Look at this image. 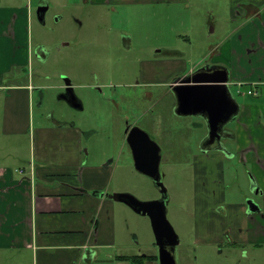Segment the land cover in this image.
I'll list each match as a JSON object with an SVG mask.
<instances>
[{"label":"crops","instance_id":"crops-1","mask_svg":"<svg viewBox=\"0 0 264 264\" xmlns=\"http://www.w3.org/2000/svg\"><path fill=\"white\" fill-rule=\"evenodd\" d=\"M86 1L92 5L108 4L111 10L115 9L111 5L121 2ZM141 1L144 5L171 4L174 7V10L171 9L173 17L179 15L181 6L185 7V4L187 12H190V0ZM3 10L7 14L4 18L1 17ZM228 12L229 20L234 25L222 26L225 32L208 47L211 53L197 56L188 69L181 68L186 63L181 57L171 59L168 64L182 75L208 60L226 67L230 74L231 91L232 86H240L238 82L255 89L257 93L250 94V101L239 102L234 97L238 111L229 126L232 136L223 142L226 148V143L232 144L234 149L230 150L237 154V160L249 165L250 174L262 190L264 199V90L261 88L264 85V0H228ZM24 15L30 17L27 7L0 9V27L9 26L4 30L9 32L7 39L12 41L10 49L6 50L3 43L0 48V134L8 138L25 134L33 137V154L29 159L18 162L10 152H5L4 147L10 150L12 146L0 140V263L94 264L99 259L104 263L116 256L139 255L144 248H130L126 241L118 238L116 211L120 209L121 206L117 205L121 202L117 204L112 198L101 195L102 192H113L104 190L116 167L113 158L108 160L104 153L94 156L89 145L85 146L86 140L83 138H91L94 130L84 128L83 123L66 115V111L61 117L40 113V125L36 128L32 125L35 85L31 81L25 85L12 82L13 71L31 62V45L20 44L13 30ZM159 63L162 65L163 62L160 60ZM144 64L147 67L150 61L145 60ZM5 74L8 75L4 78ZM55 100L70 110H78L60 99ZM197 127L199 130L204 128L202 125ZM207 130L200 137L199 152L191 153L195 182L194 207L196 213L200 214L194 228L196 240H218L224 229L230 226L234 239L261 245L264 243V203L261 202L260 211L254 214V229L249 228V232H245L242 202L227 201L226 196L211 200L202 197L199 185L203 180L209 193L216 187L222 192L223 181L217 180L223 178V162L230 158L215 147L203 150L201 143ZM178 133L179 130L171 139L160 137L165 145L173 141L172 150L176 155L184 151L182 147H178L179 153L175 149L176 143L179 144L182 139ZM181 160L178 157L176 161ZM213 178H216V183ZM219 203L225 205L226 216L214 211ZM124 207L130 211L125 212L127 219L131 214L135 215L136 212L130 207ZM239 226L242 227L241 232H237ZM127 228L130 230L129 224ZM117 244L120 253L116 255L114 249Z\"/></svg>","mask_w":264,"mask_h":264},{"label":"rangeland","instance_id":"rangeland-1","mask_svg":"<svg viewBox=\"0 0 264 264\" xmlns=\"http://www.w3.org/2000/svg\"><path fill=\"white\" fill-rule=\"evenodd\" d=\"M39 1L0 0V9L15 6L24 9L27 7L30 11V17L25 15L20 17L15 29L13 28L19 43H24L25 46L28 43L32 46L42 43L46 46V51H49L44 63L34 57L29 65L23 64L14 70L12 82L25 85L31 78L34 85H55L61 83V75L71 77L76 83L75 90L78 95L86 99L84 100L86 107L83 110H70L54 101L56 91L52 90L48 93L51 105L48 107L43 105L39 109L38 106L36 107V101L37 99L40 101V98L35 92L33 127L40 125L38 123L40 113L61 117L63 111H66V115L83 123L84 128H92L94 133L91 138L89 136L83 138L86 140L85 146L89 145L94 156L104 153V156H108V160L113 158L116 167L109 180L108 191L126 192L146 201L158 198L161 195L160 190L152 180L135 169L128 143L124 139L126 121L135 123L142 129L145 128L162 144L164 150L165 160H162L161 168L162 183L167 193L166 218L180 240L177 246L180 250V264H264V243L255 245L239 242L238 245H232L231 240L225 239L219 245L196 240L194 228L200 214L196 213L194 207L195 182L192 176L191 153L199 152L200 137L206 129L205 127L198 129L196 123L202 120L199 117L177 115L174 108L175 101L168 88L173 76L179 74L168 64L171 59L181 57L180 59L186 62L181 68L188 69L192 66L191 61L197 56L211 53L208 47L210 43L220 39V35L225 32L222 26L234 25L229 20L228 0H190V3L188 2L190 12H187V4H185V7L181 6L179 15L175 14L174 17L171 15V9L174 8L171 4L144 5L141 0L124 2L121 0L118 5H111L112 8L120 10L113 13L118 15L114 19L107 16L109 14L107 10L111 9L108 4L92 5L86 0H45L48 9L44 24L36 17ZM2 14L3 18L7 15L4 10ZM112 25H123L127 32L139 31L141 41L144 39L147 44L140 48L132 45L131 51L109 46L96 34L104 32L105 27ZM96 26H102L103 30L94 35L91 31L94 32ZM4 28L9 29V26L0 27V48L3 43L7 50L12 47L10 44L12 41L7 39L10 35ZM76 38H79L77 43L74 40ZM157 46L167 47L158 57L163 62L160 66L159 79L157 76L158 84L146 85L140 82L137 76L139 61L148 58ZM178 51L179 55L176 54ZM191 55L194 57L191 58ZM109 67H113L114 76L119 79L125 77L130 82L128 86L130 105L126 110L123 108L116 110L110 105L107 99L110 94L106 92V86H99L104 90L101 96L94 91L97 81L101 83L102 79H106ZM141 68L143 73L145 67H142V61ZM92 70L99 74L97 81L91 74ZM44 73L48 76L47 79L42 77ZM249 88L250 86L246 84L232 86L234 97L239 102L250 101L252 96L247 92ZM261 88L264 90V85H261ZM145 91L153 93L152 102L140 99ZM1 97L2 95L0 103ZM54 103L56 107L51 108ZM178 130V136L182 139L179 144L175 142V149L177 148L179 153L178 147H182L184 151L180 150L181 155H176L172 150L173 141L170 140L165 145L160 138L165 136L171 139L176 136ZM0 140L12 146L10 150L6 147L4 149L5 152L12 154V158L17 160L15 162L20 159L27 160L33 154L31 148L33 137L28 134L11 138L0 134ZM226 144L228 149H234L232 144ZM178 157L182 160L176 161ZM223 170L222 181L227 201L242 202L246 196L251 195L249 165L241 163L234 157L224 160ZM262 197L257 198L260 204ZM117 206H121L116 211L118 238L126 241L130 248H144L147 253H156L157 247L149 218L140 217L135 213L127 219L125 212L130 211L124 207L126 205L119 203ZM128 224L130 230L127 228ZM117 245L114 249L116 255L120 253ZM94 264H127V262L113 258L104 263L99 259Z\"/></svg>","mask_w":264,"mask_h":264},{"label":"flooded vegetation","instance_id":"flooded-vegetation-1","mask_svg":"<svg viewBox=\"0 0 264 264\" xmlns=\"http://www.w3.org/2000/svg\"><path fill=\"white\" fill-rule=\"evenodd\" d=\"M44 3H46L45 0H40L38 2V4H44ZM107 12L109 13L107 16L112 17L114 19V18H116L115 16H118V15H113V13L120 12V10H117V9L111 10L110 9V10H107ZM89 16H93V15H89ZM100 30H103V27L102 26H96L95 31L93 32V30H92L91 33H94V35H95ZM103 31L104 32H100L99 34H96V35H98L99 38L104 39V43L108 44L109 46H113L114 48L116 47V48L121 49L123 51H127V50L131 51L132 45L140 48V47H145V45L147 44L144 39H143V41H141L139 31L127 32L123 25H121V26L112 25L109 27H105V30H103ZM74 40L76 41L75 43H77V40H79V38H76ZM65 44H67V43H65ZM164 48H167V47H163V46L158 47L157 46L155 50L152 49L153 52L151 55H149L148 58H144L143 60L139 61L137 76H138V79L140 82L142 81L146 85H153V86L158 84V79L160 76V74H159L160 73V66H161V64L159 63L160 59L158 57H159V55L162 54L161 51L165 50ZM29 55H30L31 59L35 57L40 62L44 63V61L47 59V56H49V51H46V46H44V44H42V43L37 44V45L35 44L33 46L31 45ZM145 60L150 61V64L147 65V67L144 64ZM141 61H142V67L143 66L145 67L143 73H142V68H141ZM220 68L226 69V67L221 65V64L213 63V62H209L208 60H205L204 62H201V64L199 66H196L195 68L191 69L187 73H184L182 75L178 74L177 76H173L171 82H169V84H168V88H169V91L172 92V96H173L174 101H175V103H174L175 110L178 108V100H177L176 94L173 90V86L176 85L175 80L177 78L184 76V75H187V74L192 75L195 73H197V74L199 73V75H202V76H204V75L215 76V75L220 73L217 71ZM227 73H228L229 81H230V74H229L228 70H227ZM91 74L95 76L96 81H97V79H99V74L97 72L92 70ZM106 74H107V77H106V79H102L103 82L100 83L99 81H97L98 84H96L94 91L97 92L101 96L104 93V90H102V88H100L99 86L100 85L106 86V92H109V94H110L109 98H107L110 105L116 110H120V108H123L124 110H126V107L130 105L129 88H128V86L130 85V82H128V80H126L125 77L119 79L116 76H114L113 75V67L107 68ZM42 75H43L42 76L43 78H46V79L48 78L46 73H44ZM157 76H158V79H157ZM29 80L31 81V78ZM60 80H61L60 84L35 85L33 87L34 92H37V95L40 98V101L38 99L36 101V104H37V105L35 104L36 107L38 106V107L42 108L43 105L46 107L51 105V104H49V101H48L49 100L48 99V93H49V91L55 90L56 91L55 92L56 99H60L61 102H63L64 104L73 105L78 110H83L86 107V104L84 101L86 99L81 97L80 95H78V93L76 92V90H75L76 83H75L74 79L71 77L64 76V75L62 77V75H61ZM66 81H67V84H66ZM80 81H81V79H80ZM239 83L240 82H238V84ZM229 85H231V83H229ZM242 85H240V86H242ZM69 87H72V89ZM73 94H75L76 98ZM114 94H116L115 97H114ZM140 99L148 100V101L152 102L154 100L153 93L145 91V92H143V97H141ZM54 101L56 102L55 98H54ZM34 102H35V100H34ZM34 102H33V105H34ZM187 105H188L187 108L190 112V114H189L190 116H196V117H199L200 119H202V120L198 121V123H196L197 126L202 125L207 129L208 128L207 115H206L205 109H202V108L198 109L197 105L192 104V102H189ZM53 107H56V103H54V105L51 108H53ZM236 114L228 122H226L224 125H222V128L220 129L219 139H218V137H215L211 141L212 138L210 136H208V130H207V132L205 134L206 136L204 135L202 138L201 144H202L203 150H206V149L211 148V147H215L218 149V147H219V148H222L221 152L224 149L223 152H224L225 156H228L230 158L235 157L237 159V154L234 151L232 152L230 149H228V147L226 148L224 146V142H223L225 139H228L229 136H232V134L229 130V126L235 120ZM125 123H126V127H125L124 139L128 143L132 159H133V151H132V149H133L134 151H136V153L139 154V158H141V162L146 164L147 170L153 171L154 166L157 163L158 164V172L160 175V180L162 182L163 171H162L161 165H162V160L164 159V150H163L162 144L156 138H154L152 136L150 131L146 130L145 128L142 129V127L136 125L135 123H129L128 121H126ZM135 127L144 130L149 135L150 140H148V138L143 136L142 133L138 134V131L134 130V133L137 135H140L141 137L140 138H139V136L130 137L131 139H133L134 141L137 142V144H135L134 146H131V144L127 140V137H128V134L131 132V129L135 128ZM133 164H134V160H133ZM249 175H250V189L249 190L251 192V195L246 196L244 198V200L242 201V212H241L242 217H244L245 221H246L245 232H247L249 230V228L254 229V226H255L254 225V219H253L254 214L259 212L261 209L260 203L257 201V198H258V196H263L262 190L258 186V183L256 182V180L254 179V177L250 173H249ZM146 177L149 178L150 180H152L150 177H148V176H146ZM222 180H223V178L222 179L219 178L217 180V182H220ZM152 182H153V180H152ZM213 182L216 183V178H213ZM199 186L202 189L201 194H202V197L204 199L211 200L212 198L216 199L220 196H223L225 198V196H226L224 188L221 192L219 190V188L216 187V188H213V190H211V193H209L208 189L206 187L207 184H206L205 180L201 181V185H199ZM106 187H108V186H106ZM157 188H159V187H157ZM102 189H105V188H102ZM159 190H160L161 195H159V197L156 199H160L163 197V200L167 202L166 189L161 190L159 188ZM101 191H103V190H101ZM104 191L109 192L107 188ZM262 203H264V199L262 200ZM257 207L259 208V210L257 209ZM214 211H216L220 215L226 216V210H225L224 204H220V203L216 204ZM143 216H147V215H143ZM220 222H222V221H220ZM230 231L231 230H230V226H229V227L224 229L222 234L219 236L218 240L209 241V242L220 245L224 242L225 239H229V240H231L232 245H238L237 243H239V242L241 244L252 243V242H247V241H243L240 239H234L232 237V233ZM241 231H242V227L239 226L237 228V232H241ZM177 238H178V236H177ZM179 242H180V240L178 238V243L173 246V250H172L176 264H180V253H179L180 250L177 249ZM204 242H206V241H204ZM156 247H157V245H156ZM166 247L168 249H170V246L167 245ZM137 256H139L141 258V263H139V264H160L159 258H158V247H157V252L154 254L147 253V252L143 251L141 254H139ZM128 263L129 264H135L132 262H128Z\"/></svg>","mask_w":264,"mask_h":264},{"label":"water","instance_id":"water-1","mask_svg":"<svg viewBox=\"0 0 264 264\" xmlns=\"http://www.w3.org/2000/svg\"><path fill=\"white\" fill-rule=\"evenodd\" d=\"M47 9V2L44 4H38L36 9V17L38 21L43 24ZM217 71L220 73L215 76H202L199 75V73L181 76L175 80L176 85L173 86V90L178 100V108L176 109L177 114L189 115L190 112L187 108L189 102L197 105L198 109H205L207 115L208 136L212 138L211 141L215 137H218L219 139L222 125L228 122L238 111V104L234 99L228 82L229 76L227 70L225 68H220ZM69 88L72 89V87ZM73 95L75 96V94ZM72 107L74 106L72 105ZM134 130H137L138 134L142 133L143 136L150 140L149 135L144 130L135 127L131 129V132L127 137L131 146H134L137 142L130 137H141L140 135L135 134ZM218 149L222 150V148L219 147ZM132 151L135 169L150 177L155 186L164 190L165 188L160 180L158 172V164H155L153 171H149L147 170L146 164L141 162L139 154L133 149ZM102 194L117 202L126 204L138 214L147 215L150 219L155 243L158 247L159 263L176 264L172 250L173 246L178 243V238L166 218V201L163 200V197L160 199L144 201L126 192H102L101 195ZM257 209L259 210L258 207ZM167 245L170 246V249L166 247Z\"/></svg>","mask_w":264,"mask_h":264},{"label":"trees","instance_id":"trees-1","mask_svg":"<svg viewBox=\"0 0 264 264\" xmlns=\"http://www.w3.org/2000/svg\"><path fill=\"white\" fill-rule=\"evenodd\" d=\"M8 74H5L4 75V78L7 77ZM117 259H120V260H126L128 262H132V263H135V264H139L141 263V258L137 255H124V256H116Z\"/></svg>","mask_w":264,"mask_h":264},{"label":"built area","instance_id":"built-area-1","mask_svg":"<svg viewBox=\"0 0 264 264\" xmlns=\"http://www.w3.org/2000/svg\"><path fill=\"white\" fill-rule=\"evenodd\" d=\"M242 84H243V82L239 83V85H242ZM248 93L249 94H256L257 92L255 91V89H250V90H248ZM19 171H22V170H19Z\"/></svg>","mask_w":264,"mask_h":264}]
</instances>
